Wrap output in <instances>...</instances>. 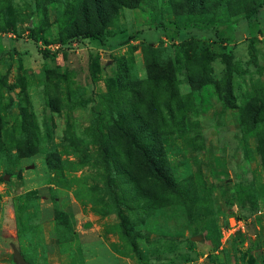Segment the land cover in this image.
<instances>
[{
    "label": "rangeland",
    "instance_id": "374dc122",
    "mask_svg": "<svg viewBox=\"0 0 264 264\" xmlns=\"http://www.w3.org/2000/svg\"><path fill=\"white\" fill-rule=\"evenodd\" d=\"M14 248L264 264V0H0V264Z\"/></svg>",
    "mask_w": 264,
    "mask_h": 264
},
{
    "label": "trees",
    "instance_id": "16d2710c",
    "mask_svg": "<svg viewBox=\"0 0 264 264\" xmlns=\"http://www.w3.org/2000/svg\"><path fill=\"white\" fill-rule=\"evenodd\" d=\"M255 12H256L255 10H252V11L247 12L246 15H247L248 18H250L251 16H253V14ZM184 29H189V28H185V27H183L181 25L177 26L178 38L180 37V30H184ZM190 29L194 30L195 35H189L187 38L183 39V41L190 40V39L198 40L204 35H212V33L210 31L206 30V29H204V30H198V29H194V28H190ZM77 36L84 37V38H95V39L102 40V36L98 32H87V33H84V34H78ZM133 38H134L133 36L129 35L128 36V41L133 40Z\"/></svg>",
    "mask_w": 264,
    "mask_h": 264
},
{
    "label": "water",
    "instance_id": "95a60500",
    "mask_svg": "<svg viewBox=\"0 0 264 264\" xmlns=\"http://www.w3.org/2000/svg\"><path fill=\"white\" fill-rule=\"evenodd\" d=\"M13 261L15 264H29L19 250L14 248L13 250Z\"/></svg>",
    "mask_w": 264,
    "mask_h": 264
}]
</instances>
